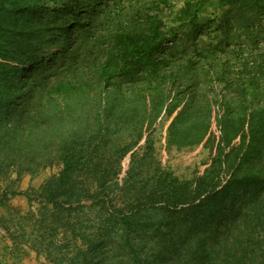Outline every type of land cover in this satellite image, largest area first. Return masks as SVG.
<instances>
[{
	"label": "trees",
	"instance_id": "obj_1",
	"mask_svg": "<svg viewBox=\"0 0 264 264\" xmlns=\"http://www.w3.org/2000/svg\"><path fill=\"white\" fill-rule=\"evenodd\" d=\"M220 1L250 43L264 37V0ZM154 11L0 0V207L40 206L33 247L56 264H264V54L167 47ZM165 118L170 147L209 150L191 179L156 154Z\"/></svg>",
	"mask_w": 264,
	"mask_h": 264
},
{
	"label": "rangeland",
	"instance_id": "obj_2",
	"mask_svg": "<svg viewBox=\"0 0 264 264\" xmlns=\"http://www.w3.org/2000/svg\"><path fill=\"white\" fill-rule=\"evenodd\" d=\"M116 1L119 9H129L131 4H134V6L151 7V14L155 13L156 8L162 11L167 27L164 30L167 32V47L177 45L179 48L193 51L196 42L200 49L208 45L230 44L228 45L230 51L244 52L257 57L264 54V37L260 35L257 44L250 43V33L246 28H238L237 21L231 19V14H228V6L223 5L220 0ZM191 11L197 12L195 17L190 16ZM194 24H198V27L195 28ZM258 27L264 28V18L258 23ZM225 32L229 34V41ZM237 40H242L243 45L237 46L239 45ZM167 125L168 119L165 118L153 134L156 154L163 165L180 180L191 179L208 161L209 150L201 145L183 150L170 147ZM61 168V164L56 162L41 169L34 176L24 175L19 185L22 190L37 188L49 177L57 174ZM15 179L16 175L12 174L11 180ZM5 184L3 183V186ZM39 208V205L30 204L25 196L19 195L12 197L7 207H0V264H56L33 247L40 241L37 236H41L42 233H35L36 228L28 213H37ZM69 245L72 244H69L62 235L54 240V247L61 248L66 254L75 250L74 246L69 247Z\"/></svg>",
	"mask_w": 264,
	"mask_h": 264
}]
</instances>
